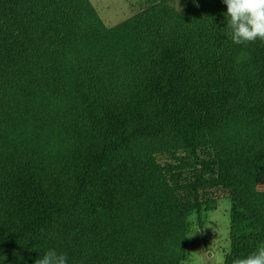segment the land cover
I'll list each match as a JSON object with an SVG mask.
<instances>
[{
	"label": "trees",
	"instance_id": "obj_1",
	"mask_svg": "<svg viewBox=\"0 0 264 264\" xmlns=\"http://www.w3.org/2000/svg\"><path fill=\"white\" fill-rule=\"evenodd\" d=\"M226 11L107 27L89 0H0V264H179L217 187L253 227L224 263L264 244V42Z\"/></svg>",
	"mask_w": 264,
	"mask_h": 264
},
{
	"label": "rangeland",
	"instance_id": "obj_2",
	"mask_svg": "<svg viewBox=\"0 0 264 264\" xmlns=\"http://www.w3.org/2000/svg\"><path fill=\"white\" fill-rule=\"evenodd\" d=\"M89 2L103 24L110 27L151 6L176 16L189 9L193 0H89ZM210 151L211 146H208L203 154L212 155ZM257 188L264 190V176L257 183ZM200 194L213 199L214 205L211 209H202L199 213L191 212L188 215L185 250L179 264H225V256L234 253L233 246L236 245L234 237L238 233L252 231L253 227L250 224L231 225V214L240 213V210L233 206L225 189L221 187L204 189Z\"/></svg>",
	"mask_w": 264,
	"mask_h": 264
},
{
	"label": "clouds",
	"instance_id": "obj_3",
	"mask_svg": "<svg viewBox=\"0 0 264 264\" xmlns=\"http://www.w3.org/2000/svg\"><path fill=\"white\" fill-rule=\"evenodd\" d=\"M193 2L195 3V0ZM222 2L227 6V35L234 44H248L257 40L264 42V0ZM34 264H68V261L66 254L49 249L42 258H37ZM234 264H264V244L259 245L252 253L236 259Z\"/></svg>",
	"mask_w": 264,
	"mask_h": 264
}]
</instances>
